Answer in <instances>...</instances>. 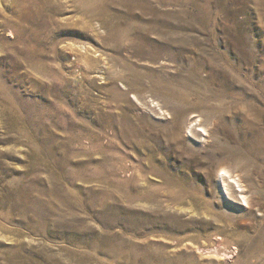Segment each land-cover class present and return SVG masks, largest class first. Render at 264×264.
I'll list each match as a JSON object with an SVG mask.
<instances>
[{
  "label": "rangeland",
  "instance_id": "obj_1",
  "mask_svg": "<svg viewBox=\"0 0 264 264\" xmlns=\"http://www.w3.org/2000/svg\"><path fill=\"white\" fill-rule=\"evenodd\" d=\"M0 264H264V0H0Z\"/></svg>",
  "mask_w": 264,
  "mask_h": 264
},
{
  "label": "bare ground",
  "instance_id": "obj_2",
  "mask_svg": "<svg viewBox=\"0 0 264 264\" xmlns=\"http://www.w3.org/2000/svg\"><path fill=\"white\" fill-rule=\"evenodd\" d=\"M219 175H220V178H221L222 182H224L223 188L225 190H227V191H229L231 189V187H232V184H231L232 181H231V183L228 181V178L230 176L233 179H235V181H237L236 184H238L240 182L238 180L237 175L234 174V171L233 170H230V168H227V170L226 169H223L222 172L219 173ZM236 178H237V180H236ZM242 197H243L242 199L245 201V204H248V196L245 195V194H242Z\"/></svg>",
  "mask_w": 264,
  "mask_h": 264
}]
</instances>
